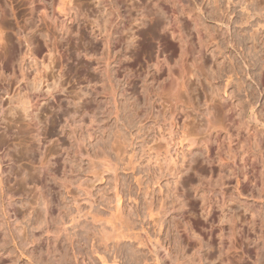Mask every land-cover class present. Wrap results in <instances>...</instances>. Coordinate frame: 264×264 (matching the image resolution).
<instances>
[{
  "label": "clouds",
  "instance_id": "1",
  "mask_svg": "<svg viewBox=\"0 0 264 264\" xmlns=\"http://www.w3.org/2000/svg\"><path fill=\"white\" fill-rule=\"evenodd\" d=\"M0 264H264V0H0Z\"/></svg>",
  "mask_w": 264,
  "mask_h": 264
}]
</instances>
